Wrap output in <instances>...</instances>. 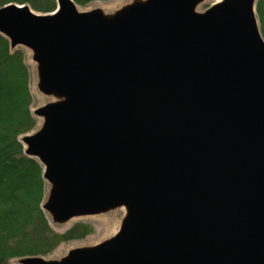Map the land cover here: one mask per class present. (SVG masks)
Returning a JSON list of instances; mask_svg holds the SVG:
<instances>
[{"label": "water", "instance_id": "obj_1", "mask_svg": "<svg viewBox=\"0 0 264 264\" xmlns=\"http://www.w3.org/2000/svg\"><path fill=\"white\" fill-rule=\"evenodd\" d=\"M0 6L53 101L20 142L54 223L124 207L114 236L18 264H264V38L257 0H134L107 15Z\"/></svg>", "mask_w": 264, "mask_h": 264}, {"label": "trees", "instance_id": "obj_2", "mask_svg": "<svg viewBox=\"0 0 264 264\" xmlns=\"http://www.w3.org/2000/svg\"><path fill=\"white\" fill-rule=\"evenodd\" d=\"M87 6L95 0H73ZM107 1V0H101ZM26 4L40 13L55 9V0H0ZM256 14L264 38V0H257ZM29 66L23 47L11 48L0 34V264H18L27 256H46L60 243L82 239L90 224L76 222L62 233L54 232L42 210L46 182L43 168L24 154L20 136L35 125L30 106Z\"/></svg>", "mask_w": 264, "mask_h": 264}, {"label": "rangeland", "instance_id": "obj_3", "mask_svg": "<svg viewBox=\"0 0 264 264\" xmlns=\"http://www.w3.org/2000/svg\"><path fill=\"white\" fill-rule=\"evenodd\" d=\"M133 1L134 0H107V1L95 0L84 7L78 6V5L76 6L79 11L101 9L104 14L110 15L114 13L115 11H117L118 9H120L121 7H123L124 5L129 4ZM216 1L218 0H204L201 4L198 5L197 11L199 12L204 11L209 5H211L212 3ZM25 60L29 66V89H30V93L32 97V104L30 106V110L32 113V111L36 107H39L43 104L51 102L54 100V98L51 96H46L38 90L37 88L38 78H37V72H36V65L31 58L30 51L27 49H25ZM41 123L42 121L40 118H35L34 127L25 134H29V133L36 131L41 126ZM25 134L21 135L20 139ZM48 188H49V185L46 184L43 202L48 193ZM124 216H125V208L120 207V208H115L107 212L98 214V215L75 218V219H72L64 223L51 222L50 219L47 217L51 229L56 233H62L66 231L76 222H85L87 224H90L91 231L89 234H87L82 239L71 240L68 242L60 243L50 254L46 256H39V257H42L47 260H58L64 255H66V253L73 248L89 247V246L98 244L106 239H109L112 236H114L116 232L118 231L120 223ZM104 221H106V223ZM18 260H16L17 263H18Z\"/></svg>", "mask_w": 264, "mask_h": 264}, {"label": "bare ground", "instance_id": "obj_4", "mask_svg": "<svg viewBox=\"0 0 264 264\" xmlns=\"http://www.w3.org/2000/svg\"><path fill=\"white\" fill-rule=\"evenodd\" d=\"M106 223V221H104Z\"/></svg>", "mask_w": 264, "mask_h": 264}]
</instances>
